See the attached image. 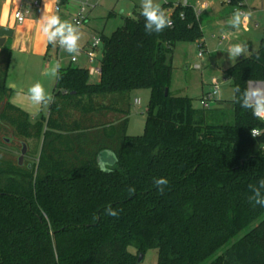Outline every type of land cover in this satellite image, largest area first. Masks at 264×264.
Returning <instances> with one entry per match:
<instances>
[{"label": "trees", "instance_id": "obj_1", "mask_svg": "<svg viewBox=\"0 0 264 264\" xmlns=\"http://www.w3.org/2000/svg\"><path fill=\"white\" fill-rule=\"evenodd\" d=\"M162 7L173 25L161 33L146 34L140 7L101 33L97 81L84 67L61 68L36 122L8 101L12 51L1 48L0 131L41 148L30 168L0 152V264H137L149 249L158 264H264V207L248 199L264 178V122L234 99L229 110L205 109L171 92L176 43L202 41L203 29L194 6ZM224 72L241 91L264 83V40ZM144 87L145 129L128 135L131 93ZM105 149L119 157L108 172L97 167Z\"/></svg>", "mask_w": 264, "mask_h": 264}, {"label": "rangeland", "instance_id": "obj_2", "mask_svg": "<svg viewBox=\"0 0 264 264\" xmlns=\"http://www.w3.org/2000/svg\"><path fill=\"white\" fill-rule=\"evenodd\" d=\"M79 1L80 0H68L69 12L71 11L72 13L71 15L69 12L63 14L65 20L70 21L71 23L74 21V16L72 14L75 15L79 12L77 11ZM166 1L174 2L177 0H156V2L161 5ZM140 2L141 0H88L89 5L86 6V10L82 17L84 18V24L81 28L83 33L81 48L84 44L92 43L93 35L99 36L101 33L111 35L114 30L123 24L121 9L124 10V15H127L128 13H131L136 6L140 7ZM244 2L247 3V12H251L252 15L250 17L247 30H244L243 27L240 29L233 28L237 37L236 39L230 35L220 43V38L223 32L221 24L228 23L233 12L236 11V6L219 2L216 5V8H214L215 11L213 10L210 13L211 15H214L212 18H216V22L213 24H216L215 27L212 25V22H209L208 30L203 31L202 39L205 40V47L203 48L202 56L199 55L201 49L198 41H178L176 43L172 58L170 57L169 59L174 67L170 85V90L174 95L189 96L193 99L195 107H202V92L211 90L213 86L212 83L216 78L220 81H224L223 78H225L226 81L221 85L224 95L221 99H217L218 103H220L219 107H227V105L230 104V101L234 99L232 81L225 75V69L237 62L241 57H246L251 52L256 51L264 40V0H244ZM111 11H114L116 14L109 17ZM205 15L202 17L203 19L205 18ZM230 33L233 32L231 31ZM235 43L245 44L247 49L242 56L230 59L227 49L231 44ZM101 53L102 51L99 49L98 58H100ZM70 59L71 55L63 50L61 63L62 67L72 65L88 69L90 66L94 65L93 62H90L85 53L75 63H72ZM97 79L98 78L96 77H91L93 82L97 81ZM136 99H140L141 103L135 104ZM150 99L151 90L147 87L136 89L131 93V108L127 127L128 135H141L144 132L146 125V110L149 107ZM224 109L229 110L227 108ZM39 119L40 118L37 120ZM14 135L15 134L13 133H9L7 135L9 138L6 139L3 144H0V152L14 155L18 159L22 149L19 142L22 139H19L16 135ZM13 138L15 145L18 147L11 149L15 150V153L17 154L11 152V149L7 147L8 141L11 143ZM27 145L28 153L25 156L26 165L27 163L32 164L35 162L36 158L32 152L37 147L35 140L34 142L32 141L31 145ZM252 226L242 231L235 239L243 236L249 229L252 228ZM129 249L130 251L135 252V248L130 247ZM141 264H158V251L156 249L147 250L144 253V258Z\"/></svg>", "mask_w": 264, "mask_h": 264}, {"label": "clouds", "instance_id": "obj_3", "mask_svg": "<svg viewBox=\"0 0 264 264\" xmlns=\"http://www.w3.org/2000/svg\"><path fill=\"white\" fill-rule=\"evenodd\" d=\"M210 5L208 3L201 5L202 9H207ZM140 15L144 18V29L146 34L161 33L166 28H171L173 21L169 14L166 13L162 5L156 0H141L140 2ZM123 9L121 13L123 14ZM251 12H244L237 9L233 12L232 17L228 21L229 25L234 29L244 30L248 29L250 22ZM19 16V13H17ZM40 32L46 41L50 44L56 45L70 54L75 60L81 50V40L83 33L77 24H73L67 20H61L58 14H48L47 11L43 13L40 18ZM97 39L95 44H99ZM247 46L242 43L231 44L227 53L229 58H237L242 56L246 52ZM257 60L260 59L257 54ZM61 65L59 62L51 69V75L57 76ZM44 75H48L46 71ZM216 85L214 91L211 93L216 99H221L224 95L221 86L213 81ZM234 100L240 104L241 108L251 110L252 115L260 121H264V84L260 82L248 81V87L241 91L239 86L233 90ZM238 94V95H237ZM28 101L35 109L30 112L31 118H34L39 114L41 110L47 109L55 100V97L45 90L43 83L37 81L33 83L25 93ZM252 137L261 136V130L258 128L251 129ZM119 157L112 149H105L101 152L97 159V167L102 172H108L110 166H114L118 162ZM154 184L157 189L163 193L164 187L168 185L169 181L166 178H154ZM248 188L251 195L248 199L253 206L264 207V178L258 180L255 184H249ZM134 188H129V193H133ZM109 216L118 217L119 212L112 209L110 206L106 210Z\"/></svg>", "mask_w": 264, "mask_h": 264}, {"label": "crops", "instance_id": "obj_4", "mask_svg": "<svg viewBox=\"0 0 264 264\" xmlns=\"http://www.w3.org/2000/svg\"><path fill=\"white\" fill-rule=\"evenodd\" d=\"M33 1L35 0H0V27H8L13 30L12 36L7 37V41L3 46L10 48L12 51L11 62L7 77V86L12 89V93L10 94L8 101L22 109L24 112H26L32 122H36L38 118H41L42 116H48L49 107L47 109L41 110L37 116L31 118L29 113L35 111V109L28 101L25 93H27L28 88L33 83L40 81L41 83H43L45 90L51 95H53L58 75H51V69L55 66L57 62H59L61 65L63 52V50H59L57 46L48 43L46 39L42 36L40 32V18L43 13L47 11L48 14H58L61 20H65L63 14L69 12V2L68 0H64L62 10L60 12H57L55 10L56 0H40V7H32L30 9V12L26 15V20L23 23H19L15 18V12L18 10L21 3ZM185 2L186 4L195 7L196 11L198 12L200 22L202 19L201 26L204 31L208 30L209 22H212V25L216 22V18H212L214 15H211L210 13L214 10V8H216V5L219 2H223V0H177L174 1L173 4H185ZM205 3H208L210 6L207 9L201 10V5ZM246 4L247 3H245L244 9L247 10ZM78 7L80 8V1ZM78 7L77 11H79ZM235 10H237V8ZM133 11L125 16L132 15ZM69 13L71 15L72 12L70 11ZM72 15L74 16V14ZM122 15H124V13ZM204 15L205 18L203 19L202 17ZM215 25L213 26L215 27ZM221 25L223 32H234V29L229 25V23ZM232 36L233 38L235 37V39L237 38L235 33L232 34L231 37ZM202 41L205 42L204 39ZM89 45L90 43L84 44L82 47H87ZM1 48L2 47H0V51ZM81 56H83V54ZM81 56H79V58ZM61 68L66 67L61 66L60 69ZM46 71L48 72V75H44ZM204 93L206 92L203 91L201 95H203ZM219 105L220 103H218L217 108H221L219 107ZM231 107L232 103L230 102V104L224 108L230 109ZM7 135L8 134L0 132V144H3V142L9 138ZM21 142L22 141L20 140L19 145H21ZM29 144L31 145L32 141L29 140ZM7 147H9L10 149L18 147L17 145H15L14 138L11 143L8 141ZM36 148H38L39 152L41 148V142L40 146L37 145ZM11 152L17 154L15 153V150L11 149ZM34 152L35 150L32 152V154L37 159L38 154H35Z\"/></svg>", "mask_w": 264, "mask_h": 264}, {"label": "built area", "instance_id": "obj_5", "mask_svg": "<svg viewBox=\"0 0 264 264\" xmlns=\"http://www.w3.org/2000/svg\"><path fill=\"white\" fill-rule=\"evenodd\" d=\"M224 3H227V4H231V5H234L232 4V0H223ZM63 4H64V0H56V4H55V10L57 12H60L62 10V7H63ZM186 4V2H185ZM89 5L88 4V0H80V8H79V12L74 15V21L72 22L73 24H77L80 28L83 26L84 24V18L83 17V14L86 10V6ZM236 8L239 9L240 11H244V12H247L245 8V3H244V0L241 1L239 4H235ZM32 7H40V0H35L33 2H23L21 3V5L19 6L18 10L15 12V18L17 19V21L19 23H23L25 20H26V15L30 12V9ZM17 13H19V16H17ZM198 14V12H197ZM234 34L233 33H230V32H223L221 38H220V43L225 40L226 38H228L230 35ZM99 40L100 43L99 44H95V41L96 40ZM199 43V46H200V52H199V55L202 56L203 55V48L205 47L204 46V42L203 41H200L198 42ZM57 46V48L59 50H62L58 43L55 45ZM99 49H101L102 51V40H101V37L100 35L97 36V35H94L93 36V39H92V43L87 46V47H82L81 50H80V53L79 55L77 56V58L75 60H73L72 56H71V62L72 63H75L78 61V58L79 56H81L82 54H86L87 55V58L90 60V62H93L94 65L90 66L88 68V73L91 77H97L101 74V64H100V59H101V56H102V53H101V56L100 58H98V51ZM224 81H220L218 78H216L214 81L216 83H218L220 86L226 81L225 78H223ZM263 84V83H262ZM212 89L209 90L208 92L204 93L201 97V106L205 109H213V108H217V105H218V100L211 95V93L214 91L215 89V84L212 83ZM141 103V100L140 99H136L135 100V104H140ZM264 122V121H263Z\"/></svg>", "mask_w": 264, "mask_h": 264}, {"label": "water", "instance_id": "obj_6", "mask_svg": "<svg viewBox=\"0 0 264 264\" xmlns=\"http://www.w3.org/2000/svg\"><path fill=\"white\" fill-rule=\"evenodd\" d=\"M13 30L8 27H0V47H3L7 41V37L12 36ZM169 92V88H166V95ZM3 111V106L0 107V113ZM12 141V139H11ZM21 154L18 157V164L20 166H25L26 161H25V156L28 153V145L26 142H21ZM27 166L30 168L31 164H27ZM144 258V253L139 254V258L137 261V264H141L142 260Z\"/></svg>", "mask_w": 264, "mask_h": 264}]
</instances>
